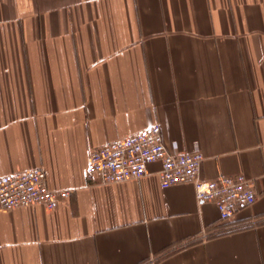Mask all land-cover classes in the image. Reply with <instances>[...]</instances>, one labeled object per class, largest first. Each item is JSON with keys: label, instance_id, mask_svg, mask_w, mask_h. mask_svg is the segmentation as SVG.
<instances>
[{"label": "crops", "instance_id": "obj_1", "mask_svg": "<svg viewBox=\"0 0 264 264\" xmlns=\"http://www.w3.org/2000/svg\"><path fill=\"white\" fill-rule=\"evenodd\" d=\"M160 124L201 176L244 173L230 218L161 162L103 182L91 151ZM42 167L56 208H0V264H264V0H0V175Z\"/></svg>", "mask_w": 264, "mask_h": 264}, {"label": "built area", "instance_id": "obj_2", "mask_svg": "<svg viewBox=\"0 0 264 264\" xmlns=\"http://www.w3.org/2000/svg\"><path fill=\"white\" fill-rule=\"evenodd\" d=\"M204 158L199 150L181 151L177 145L168 148L161 125L156 123L136 134L95 147L90 153L87 171L98 174L103 182H120L144 176L150 163L160 161L159 175L163 187L193 183L197 198L214 201L223 220L256 201L255 180L244 173L203 178ZM69 195V189L49 186L42 167L0 175V208L42 204L53 209Z\"/></svg>", "mask_w": 264, "mask_h": 264}]
</instances>
